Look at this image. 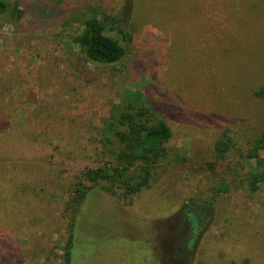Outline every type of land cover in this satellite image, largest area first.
Here are the masks:
<instances>
[{
	"label": "rangeland",
	"instance_id": "1",
	"mask_svg": "<svg viewBox=\"0 0 264 264\" xmlns=\"http://www.w3.org/2000/svg\"><path fill=\"white\" fill-rule=\"evenodd\" d=\"M8 1L22 15L0 18V264H264V184L249 187L264 0ZM91 18L130 34L120 62L73 42ZM135 109L168 125L167 156L127 199L92 191L72 232L79 177Z\"/></svg>",
	"mask_w": 264,
	"mask_h": 264
},
{
	"label": "trees",
	"instance_id": "2",
	"mask_svg": "<svg viewBox=\"0 0 264 264\" xmlns=\"http://www.w3.org/2000/svg\"><path fill=\"white\" fill-rule=\"evenodd\" d=\"M126 2L132 6V0ZM21 15L22 11L16 5L8 0H0V18L17 19ZM121 20L113 18L109 31H114ZM117 33L120 40L106 32V20L91 18L84 22L82 32L73 38V42L87 61L113 65L125 57V41L130 36L123 27H118ZM150 113L147 109H135L133 112L124 111L117 118V126L112 133L114 142L111 143L115 149L113 152L107 151L103 164L84 170L74 189L70 200L72 232L75 215L92 191L127 199L150 186L152 169L167 156V143L172 135L168 125L161 119L153 120ZM227 145L219 141L215 149L218 153H224ZM254 149L251 157L255 159L257 151L264 150V134L257 140ZM257 166V170L249 177L251 191H256L264 184V159H258ZM72 246L71 235L65 246L68 261Z\"/></svg>",
	"mask_w": 264,
	"mask_h": 264
}]
</instances>
